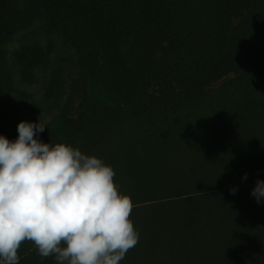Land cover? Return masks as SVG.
I'll list each match as a JSON object with an SVG mask.
<instances>
[{
	"label": "rangeland",
	"instance_id": "1",
	"mask_svg": "<svg viewBox=\"0 0 264 264\" xmlns=\"http://www.w3.org/2000/svg\"><path fill=\"white\" fill-rule=\"evenodd\" d=\"M153 1L164 9L165 25L206 14L199 0ZM225 1L231 4L223 11V31L235 32L234 37L246 50L264 56V7L256 9V0ZM10 6L19 21L25 18L29 23L8 46V65L0 76V134L14 141L19 122H39L46 128L34 138L52 145L70 144L112 166L119 192L132 199L129 219L140 237L119 264L264 262V202L257 204L250 194L256 181L264 180L263 105L248 109L256 92L248 96L241 92L244 95L239 99L251 116V130L245 139L224 90L237 75L246 73L252 84L258 82L264 103V58L246 61L238 72L221 70L218 76L199 82L195 91H187L173 75L165 74L148 81V108L112 102L89 128V115L96 114V103L86 55L54 29L39 0H13ZM168 45L165 39L159 49L155 48L156 67ZM125 76L132 82L133 75ZM78 117L86 127L87 137L81 141L60 133L67 120ZM179 131L200 141L203 151L193 152L188 144L193 140L180 139L176 135ZM247 150L263 154L262 161L252 155L249 159ZM180 178L202 182V189H189L195 197L193 212L198 213L202 226L201 235L193 241L183 234L181 240L171 237L174 228H181L180 211L173 205ZM234 187L235 195L230 193ZM208 209L212 215L207 214ZM209 223L217 230L211 241H207ZM18 256L19 264H57L54 255L41 257L31 241L22 242Z\"/></svg>",
	"mask_w": 264,
	"mask_h": 264
},
{
	"label": "trees",
	"instance_id": "2",
	"mask_svg": "<svg viewBox=\"0 0 264 264\" xmlns=\"http://www.w3.org/2000/svg\"><path fill=\"white\" fill-rule=\"evenodd\" d=\"M12 1L0 0V76L8 65V46L29 23L25 18V21L18 20L11 10ZM39 1L48 10L54 29L86 55L89 84L96 103L94 113L98 114L89 115V128L95 126L103 108L110 107L112 102L115 105L148 108L145 100L150 102L151 94L145 90L148 89L147 83L163 78L165 74L173 75L187 91H195L200 87L199 82L214 74L218 76L221 70L224 73L230 70L238 72L246 61L264 58L258 56L260 52H253L249 48L246 50L245 46L240 45L234 37L235 32L230 29L228 33L223 31L226 22L223 11L231 4L225 0H199L206 14L194 15L173 26L162 22L164 9L153 0ZM255 6L256 9L264 7V0H256ZM165 39L169 40V45L159 67H156L155 48L158 46L159 49ZM100 60H103L102 64ZM126 74L133 75L132 82L127 80ZM247 76L246 73H240L224 87L225 93L230 96L227 102L232 105L233 119L239 130L245 132V139L251 130V116L249 110H244L239 99L244 95L241 92L244 91L247 96L256 92L253 94L256 98L248 109L261 103L264 111L263 92L259 90L258 82L252 84ZM85 129L81 117L70 118L60 133L68 134V139L81 141L87 137ZM176 135L185 142L193 140V143L188 142L195 149L193 152L203 151L201 142L195 141L187 132L179 131ZM261 150H264V145ZM248 155L249 159L252 155L262 161L263 154L258 151L250 150ZM190 179H179L181 186L176 194L179 199L174 200L173 205L180 211L178 220L181 221V228H174L171 237L181 240L183 234L193 241L201 235L202 226L198 221V213L195 210L193 212L195 197L189 189L202 187V182ZM209 213L211 211L208 209ZM215 226L219 227L217 222ZM215 226L209 223L206 229L209 233L207 241L216 237ZM261 263L264 264L262 261L252 262Z\"/></svg>",
	"mask_w": 264,
	"mask_h": 264
},
{
	"label": "clouds",
	"instance_id": "3",
	"mask_svg": "<svg viewBox=\"0 0 264 264\" xmlns=\"http://www.w3.org/2000/svg\"><path fill=\"white\" fill-rule=\"evenodd\" d=\"M45 128L21 121L16 140L0 134V264H19L24 241L57 264H119L140 238L131 197L102 159L34 138ZM250 194L264 202V180Z\"/></svg>",
	"mask_w": 264,
	"mask_h": 264
}]
</instances>
